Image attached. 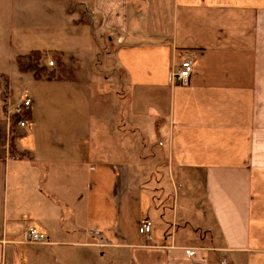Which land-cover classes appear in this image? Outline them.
Segmentation results:
<instances>
[{
	"label": "crops",
	"instance_id": "obj_1",
	"mask_svg": "<svg viewBox=\"0 0 264 264\" xmlns=\"http://www.w3.org/2000/svg\"><path fill=\"white\" fill-rule=\"evenodd\" d=\"M22 1L55 3L56 51L70 34L92 59L106 36L131 112L158 121L163 180L124 148L125 125L102 123L94 150L77 79L37 80L12 62L0 75V264H264V0ZM26 97L20 157L6 108ZM32 226L44 242L26 238Z\"/></svg>",
	"mask_w": 264,
	"mask_h": 264
},
{
	"label": "rangeland",
	"instance_id": "obj_2",
	"mask_svg": "<svg viewBox=\"0 0 264 264\" xmlns=\"http://www.w3.org/2000/svg\"><path fill=\"white\" fill-rule=\"evenodd\" d=\"M53 6L55 3H49L46 6L50 7L49 9L42 6L27 8L22 0H0V75L3 71L11 70L12 64L15 63L12 57L16 58L17 55L28 53L33 49H41L43 57L46 59L44 63L51 66L49 61L55 60L52 52L57 49L55 46L57 40L53 31L47 30L46 25L50 23L53 26L55 23ZM61 27L68 28L64 24ZM66 32L67 29L63 34ZM68 35L70 36V34L62 36L60 45L67 48L65 52L67 66L74 71L75 79H77L75 81L84 90L86 98L93 105L95 114L92 118V125L96 139L95 143L93 141L94 150L99 153L102 150L100 149L102 141L99 142V139L102 133L106 135L101 127L102 123L115 124L121 129L125 125L127 132L124 148L127 151L131 150V155H140L142 165L147 166L145 168L153 172L150 179H157L158 186L161 185L162 171L160 166L158 170L156 167L162 163L164 146L160 134H157L156 124L158 121L154 122L149 118L134 116L131 112V100L127 95V77L117 67L113 49L109 46L106 36H99V42L92 52L91 59L90 53L80 49L75 39L72 38L66 42L65 39ZM52 66H56V63ZM68 76H71L70 71ZM0 80H2L1 76ZM1 87L2 90H5L4 82ZM113 131L120 133L117 129H113ZM157 162L158 164H156ZM143 185L147 186L148 184H144L143 181ZM133 200L137 201L136 204H133L136 207L140 196L134 195ZM126 264H131L130 259L126 260Z\"/></svg>",
	"mask_w": 264,
	"mask_h": 264
},
{
	"label": "trees",
	"instance_id": "obj_3",
	"mask_svg": "<svg viewBox=\"0 0 264 264\" xmlns=\"http://www.w3.org/2000/svg\"><path fill=\"white\" fill-rule=\"evenodd\" d=\"M55 56L54 64L56 66H48L44 63L43 52L40 49L30 50L28 53L19 54L15 58L16 65L20 72L31 73L37 80H73L75 79L74 71L68 68V64L65 60V54L61 51H53ZM70 71L71 76H68ZM5 81H8V77L3 76ZM3 82V81H2ZM6 87V85H5ZM6 99V96L4 97ZM24 116L29 120L31 118V107L25 111ZM21 115H13L10 120V136L9 147L12 155L25 156L29 153L26 150H22L19 144V139L22 134L19 132L18 125L22 119Z\"/></svg>",
	"mask_w": 264,
	"mask_h": 264
},
{
	"label": "built area",
	"instance_id": "obj_4",
	"mask_svg": "<svg viewBox=\"0 0 264 264\" xmlns=\"http://www.w3.org/2000/svg\"><path fill=\"white\" fill-rule=\"evenodd\" d=\"M49 64L54 65V60H50ZM194 60L192 57L185 58L180 66V68L174 73L173 79L176 83H186L193 71ZM32 100L28 97L24 98L21 102L15 104H9L6 108L7 120H11L13 115H21L22 119L19 121L18 125L22 128H26L29 124V120L24 116L25 111L31 107ZM152 226L153 223L150 219L144 220L139 228V233L141 236L145 237L147 240L152 239ZM26 238L31 242H44L45 235L36 226H32L26 232Z\"/></svg>",
	"mask_w": 264,
	"mask_h": 264
}]
</instances>
